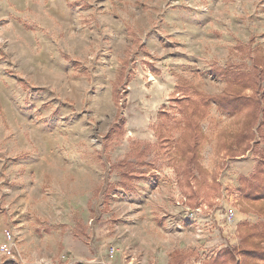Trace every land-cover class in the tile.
I'll use <instances>...</instances> for the list:
<instances>
[{
    "label": "rangeland",
    "instance_id": "1",
    "mask_svg": "<svg viewBox=\"0 0 264 264\" xmlns=\"http://www.w3.org/2000/svg\"><path fill=\"white\" fill-rule=\"evenodd\" d=\"M257 51L262 96L264 0H0V264H239L259 124L233 152L249 109L211 102L188 177L154 126L179 78L221 94Z\"/></svg>",
    "mask_w": 264,
    "mask_h": 264
},
{
    "label": "trees",
    "instance_id": "2",
    "mask_svg": "<svg viewBox=\"0 0 264 264\" xmlns=\"http://www.w3.org/2000/svg\"><path fill=\"white\" fill-rule=\"evenodd\" d=\"M260 60V53L257 51L253 56L255 71H249V76L246 72L233 70L230 66L213 68L212 74L224 77L228 82L225 90L218 95L198 90L189 80L179 78L177 93L181 96L175 97L172 108L165 106L160 109L159 122L154 126L159 142V145H155L158 147H155L156 154L164 153L172 160L173 165L183 166L185 177L193 176L195 170H201L199 159L202 132L199 122L206 115L211 102L230 113L249 109L251 123L240 131L243 137L238 142L239 150H232L233 152L248 149L256 133L253 127L257 124L259 135L264 139V94L261 96L258 92L262 76V71L258 70L262 64ZM234 81L236 82L233 83ZM246 89H252V93L245 94ZM172 109H176L180 117L173 115ZM173 130L180 132L176 141L173 133L171 134ZM250 179L252 181L249 183L246 179L243 181L244 198L252 204H259L258 211L264 216V163L257 166ZM240 229L243 239L239 264H264V221L256 224L244 223ZM229 260L235 261V255L224 248L211 258L209 264H226Z\"/></svg>",
    "mask_w": 264,
    "mask_h": 264
},
{
    "label": "built area",
    "instance_id": "3",
    "mask_svg": "<svg viewBox=\"0 0 264 264\" xmlns=\"http://www.w3.org/2000/svg\"><path fill=\"white\" fill-rule=\"evenodd\" d=\"M232 214H233V212H231V213L229 214L230 219L232 218ZM115 252H116V249H115L114 247H111V249H110V253H111V255H114Z\"/></svg>",
    "mask_w": 264,
    "mask_h": 264
}]
</instances>
